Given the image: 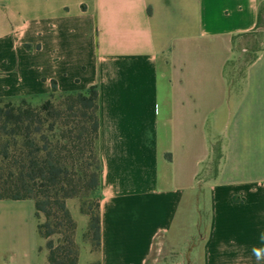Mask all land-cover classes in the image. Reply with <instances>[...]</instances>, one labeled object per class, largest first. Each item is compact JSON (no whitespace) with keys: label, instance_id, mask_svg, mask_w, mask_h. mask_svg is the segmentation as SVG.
<instances>
[{"label":"crops","instance_id":"obj_1","mask_svg":"<svg viewBox=\"0 0 264 264\" xmlns=\"http://www.w3.org/2000/svg\"><path fill=\"white\" fill-rule=\"evenodd\" d=\"M260 32L264 0H0V102L98 92L101 239L78 264H264V39L239 91L227 72ZM37 224L0 199V264H50Z\"/></svg>","mask_w":264,"mask_h":264},{"label":"trees","instance_id":"obj_2","mask_svg":"<svg viewBox=\"0 0 264 264\" xmlns=\"http://www.w3.org/2000/svg\"><path fill=\"white\" fill-rule=\"evenodd\" d=\"M97 113L95 86L86 92L75 93H60L54 87L47 99L36 104L25 98L0 102V199H33L37 219L40 213L46 217L44 223L38 221L37 224L43 238L59 232L63 223L71 232L63 247H56L52 240L47 241L50 264H78L80 248L73 240L77 224L66 206V199L78 192L65 184L66 153L75 164L82 159V145L88 146L97 165L95 170L85 174L88 179L86 189L96 190L100 173L96 153ZM221 158L219 146L213 175L218 172ZM39 184L49 189V195L42 191L33 193ZM81 211L89 218L84 235L91 244L96 243L98 250L101 239L99 201L96 214L82 207Z\"/></svg>","mask_w":264,"mask_h":264},{"label":"rangeland","instance_id":"obj_3","mask_svg":"<svg viewBox=\"0 0 264 264\" xmlns=\"http://www.w3.org/2000/svg\"><path fill=\"white\" fill-rule=\"evenodd\" d=\"M253 38L254 39L251 38L252 39L250 41L251 44L247 46V50H244L242 55H238L231 62V64H229L227 72H228L229 81L231 82V85H232L234 91H239L241 89V87L243 85L244 72H245V68L247 66V63L254 57L255 49L260 45V42L264 39V32H260L259 34L254 35ZM219 146H220V142L218 141L215 144L212 156L209 159L206 174H205L208 178L213 176L214 166H215V163L217 160V155L219 153ZM82 147L84 149V153L81 154L82 159L80 162H77L75 164H72V158L70 157V155L68 153H66V155H67V159H66L67 160L66 161L67 176H66V183L65 184L67 185L68 188L78 192V194L76 196H73L71 198L66 199V206L69 209L68 204L70 202V207H77L81 213H82V211H81V207H82L84 210L91 211L94 214H96L98 211V194H97L96 190L88 191L86 189L87 185H88V179L85 176V174L95 170L97 162H96L95 158L91 155L88 146L82 145ZM41 191H42V193H44V195H49V193H48L49 189L45 186H41L40 184L33 190V193L38 194ZM52 192H51V194L53 196ZM51 194H50V196H51ZM51 200H53V199H51ZM55 208H54V210H56ZM78 209H77L76 213H77V216L79 217V224H80V229H81L84 226L87 227L88 219L85 216H83L82 214H84V213L81 214ZM69 211H70V209H69ZM73 211H75V210H73ZM74 220L76 221L75 218H74ZM38 221L41 223H44L46 221V217L43 213H40ZM76 224H77V221H76ZM59 228H60L59 232L54 233L53 235H51V237H48V238L41 237V240H42L41 246L43 249L47 250L46 243L48 240H52L56 247H63L64 245H67V243L65 242V238H66V236L70 235L71 232L65 223H63L61 225V227H59ZM77 228H78V224L76 227V231H75V235L73 237V240H74L75 244L80 248V254H82L83 259H84L88 255H87V251H86L85 247H83L84 246L83 244L87 243V242L90 243V242H89L88 238L86 239V237L84 235L85 231L81 234V239H77ZM66 248H68V247H66ZM91 248H92V250L97 251L96 243L93 242L91 244Z\"/></svg>","mask_w":264,"mask_h":264}]
</instances>
